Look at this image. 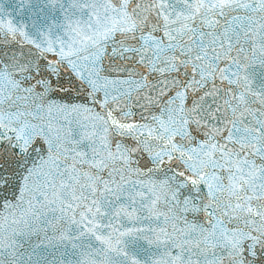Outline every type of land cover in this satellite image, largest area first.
Segmentation results:
<instances>
[{
	"label": "snow or ice",
	"instance_id": "snow-or-ice-1",
	"mask_svg": "<svg viewBox=\"0 0 264 264\" xmlns=\"http://www.w3.org/2000/svg\"><path fill=\"white\" fill-rule=\"evenodd\" d=\"M0 264H264V0H0Z\"/></svg>",
	"mask_w": 264,
	"mask_h": 264
},
{
	"label": "water",
	"instance_id": "water-1",
	"mask_svg": "<svg viewBox=\"0 0 264 264\" xmlns=\"http://www.w3.org/2000/svg\"><path fill=\"white\" fill-rule=\"evenodd\" d=\"M10 7L12 6V5H9Z\"/></svg>",
	"mask_w": 264,
	"mask_h": 264
}]
</instances>
